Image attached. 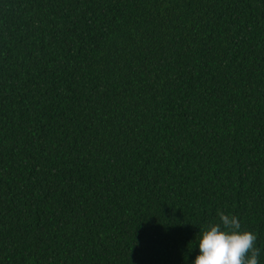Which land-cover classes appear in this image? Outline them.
Wrapping results in <instances>:
<instances>
[{"label": "trees", "instance_id": "trees-1", "mask_svg": "<svg viewBox=\"0 0 264 264\" xmlns=\"http://www.w3.org/2000/svg\"><path fill=\"white\" fill-rule=\"evenodd\" d=\"M218 212L264 264V0H0V264H192Z\"/></svg>", "mask_w": 264, "mask_h": 264}, {"label": "clouds", "instance_id": "clouds-1", "mask_svg": "<svg viewBox=\"0 0 264 264\" xmlns=\"http://www.w3.org/2000/svg\"><path fill=\"white\" fill-rule=\"evenodd\" d=\"M218 218V223H209L200 233L199 255L192 264H259L256 234L242 231L234 215L218 212Z\"/></svg>", "mask_w": 264, "mask_h": 264}]
</instances>
